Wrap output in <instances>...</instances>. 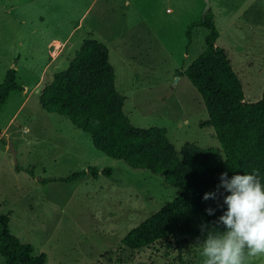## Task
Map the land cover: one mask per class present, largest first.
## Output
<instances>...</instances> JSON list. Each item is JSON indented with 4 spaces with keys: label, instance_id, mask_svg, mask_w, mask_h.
<instances>
[{
    "label": "rangeland",
    "instance_id": "1",
    "mask_svg": "<svg viewBox=\"0 0 264 264\" xmlns=\"http://www.w3.org/2000/svg\"><path fill=\"white\" fill-rule=\"evenodd\" d=\"M124 1L98 0L85 21L87 27L99 26L101 38L94 40H105L124 113L136 129L164 128L176 152L189 143L222 155L201 97L183 75L205 48L204 28L191 31L190 43L187 38L188 27L205 13V0ZM228 2L208 0L220 33L216 45L233 63L239 61L234 71L245 101L254 103L264 88V0ZM75 45L55 72L67 69L80 46ZM48 73L43 85L53 77ZM2 139L0 214L8 215L10 232L21 243L45 255L46 264H178L179 254L187 264H203L202 239L181 238L179 249L174 242L171 249L156 244L136 251L121 244L179 191L160 176L97 151L90 135L44 111L39 94ZM83 171L78 180H58ZM248 264H264V254L250 257Z\"/></svg>",
    "mask_w": 264,
    "mask_h": 264
},
{
    "label": "trees",
    "instance_id": "2",
    "mask_svg": "<svg viewBox=\"0 0 264 264\" xmlns=\"http://www.w3.org/2000/svg\"><path fill=\"white\" fill-rule=\"evenodd\" d=\"M194 28L208 31L205 48L183 75L201 97L208 116L207 126L214 130L222 155L215 149L189 143L176 152L164 128H134L124 113L123 98L115 89L108 50L96 40L83 41L67 69L47 81L39 94V105L44 111L67 118L75 128L90 135L97 151L124 161L132 169L160 176L179 191L174 200L121 240L131 251L156 244L171 249L173 242L179 249L181 238L184 242L185 238L206 240L210 232L226 231L219 223V217L227 210L226 205L223 211L218 207L223 198L219 202L203 199L205 193L216 190L222 173L227 172L230 180L235 174L258 169L264 182V88L260 100L245 101L241 81L227 52L216 46L219 31L209 10L188 27L189 43ZM15 66L16 62L0 85V105L10 92L24 91L15 81ZM0 142L4 140L0 138ZM89 172L98 174L94 169ZM102 172L110 174V170ZM84 176L85 171L58 180L71 182ZM209 208L214 210L213 215L207 213ZM0 257L4 264H46L44 254H34L31 245L21 243L10 232L9 217L3 214H0ZM177 261L187 264L180 254Z\"/></svg>",
    "mask_w": 264,
    "mask_h": 264
},
{
    "label": "crops",
    "instance_id": "3",
    "mask_svg": "<svg viewBox=\"0 0 264 264\" xmlns=\"http://www.w3.org/2000/svg\"><path fill=\"white\" fill-rule=\"evenodd\" d=\"M214 1L219 3V0ZM97 2L98 0H0V85L16 62L15 81L24 88V91L10 92L7 100L0 105V138L6 139L20 111L34 95L40 94L44 76L48 72H52L53 76L62 72L55 71L64 67L65 64L61 61L67 51L74 50L75 44L81 45L85 40L101 38L99 26L85 25L92 6ZM127 4L129 1L125 0L124 5ZM81 30L83 33L79 40L74 41ZM99 42L105 43V40ZM230 62L233 69L235 66L240 67L239 61Z\"/></svg>",
    "mask_w": 264,
    "mask_h": 264
},
{
    "label": "clouds",
    "instance_id": "4",
    "mask_svg": "<svg viewBox=\"0 0 264 264\" xmlns=\"http://www.w3.org/2000/svg\"><path fill=\"white\" fill-rule=\"evenodd\" d=\"M228 173L220 176L221 183L216 190L205 193V201L223 203L219 223L225 226L223 233L210 232L202 246L203 264H248L250 257L264 254V182L260 171L235 174L229 180ZM223 190V191H221ZM209 215L214 210H206Z\"/></svg>",
    "mask_w": 264,
    "mask_h": 264
},
{
    "label": "water",
    "instance_id": "5",
    "mask_svg": "<svg viewBox=\"0 0 264 264\" xmlns=\"http://www.w3.org/2000/svg\"><path fill=\"white\" fill-rule=\"evenodd\" d=\"M205 13L209 10V3H208V0H205ZM204 13V14H205ZM9 148H10V152L13 153L15 155V152L12 150V147H11V144L9 145Z\"/></svg>",
    "mask_w": 264,
    "mask_h": 264
}]
</instances>
